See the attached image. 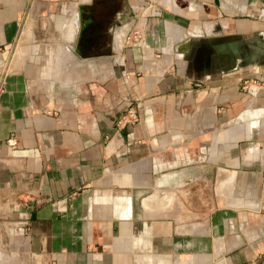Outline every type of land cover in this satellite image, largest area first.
<instances>
[{
  "label": "crops",
  "instance_id": "0c3cea01",
  "mask_svg": "<svg viewBox=\"0 0 264 264\" xmlns=\"http://www.w3.org/2000/svg\"><path fill=\"white\" fill-rule=\"evenodd\" d=\"M124 2L82 60L80 4L0 0V264H264V0ZM29 15L59 36L15 55Z\"/></svg>",
  "mask_w": 264,
  "mask_h": 264
},
{
  "label": "flooded vegetation",
  "instance_id": "af4514ba",
  "mask_svg": "<svg viewBox=\"0 0 264 264\" xmlns=\"http://www.w3.org/2000/svg\"><path fill=\"white\" fill-rule=\"evenodd\" d=\"M127 7L124 0H87L81 3L76 14V55L82 60H90L109 54L116 28L128 14Z\"/></svg>",
  "mask_w": 264,
  "mask_h": 264
},
{
  "label": "built area",
  "instance_id": "2783aa9c",
  "mask_svg": "<svg viewBox=\"0 0 264 264\" xmlns=\"http://www.w3.org/2000/svg\"><path fill=\"white\" fill-rule=\"evenodd\" d=\"M139 21H143L140 17H137L135 20V24L132 27L131 31L124 37V46L131 47L137 46L140 47L143 42V34L142 29L140 28ZM201 83H195L194 86L196 88L201 87ZM254 87V88H253ZM264 87V82L257 81L255 79L247 78L243 80L241 85L242 92H249L253 93L256 92L257 89H261ZM139 121L136 105H128L127 108L118 116L116 120V127L117 128H124L127 126H133ZM8 145L14 146L16 144L13 138L7 141ZM256 208L258 212H264V174L262 176L261 186H260V196L256 204Z\"/></svg>",
  "mask_w": 264,
  "mask_h": 264
},
{
  "label": "rangeland",
  "instance_id": "374dc122",
  "mask_svg": "<svg viewBox=\"0 0 264 264\" xmlns=\"http://www.w3.org/2000/svg\"><path fill=\"white\" fill-rule=\"evenodd\" d=\"M65 1L70 8L74 5H79V4L83 3L82 0H65ZM36 15L38 16L39 14H36ZM63 18H65V21H67L69 18H72L70 12L65 13ZM48 20L49 19H47L45 17L35 18V16L32 17V15L25 17L23 19V23L21 26L20 37L18 40L19 43L17 44V46H15L16 48H15V51L13 52V54L16 55V54H20V53H25L26 50L29 51L28 47L33 42L40 41V39H42L43 37L52 38V37L59 36V33L57 34V30L53 31L50 29V27L48 29V25H47ZM38 22H42L43 24H45V26L42 27L41 30L36 29L37 26L41 24ZM24 47L27 49L25 50ZM64 47L65 46L59 45L56 47V50L58 49V51H61L60 49H64ZM53 51H55V50H53Z\"/></svg>",
  "mask_w": 264,
  "mask_h": 264
},
{
  "label": "water",
  "instance_id": "95a60500",
  "mask_svg": "<svg viewBox=\"0 0 264 264\" xmlns=\"http://www.w3.org/2000/svg\"><path fill=\"white\" fill-rule=\"evenodd\" d=\"M77 28V27H76ZM72 47V46H71ZM72 51H73V53H75L76 54V50H74V48H72ZM264 52H256L255 53V56H252V57H254L253 58V61H255L256 63H259V62H261V64H262V62H263V58H264ZM243 65H245V64H243Z\"/></svg>",
  "mask_w": 264,
  "mask_h": 264
},
{
  "label": "bare ground",
  "instance_id": "6f19581e",
  "mask_svg": "<svg viewBox=\"0 0 264 264\" xmlns=\"http://www.w3.org/2000/svg\"><path fill=\"white\" fill-rule=\"evenodd\" d=\"M75 26L77 27V23L75 24ZM184 195V194H183ZM186 204V203H185ZM184 207V206H183ZM185 211V210H184ZM188 215V214H187ZM186 217V215H184Z\"/></svg>",
  "mask_w": 264,
  "mask_h": 264
}]
</instances>
